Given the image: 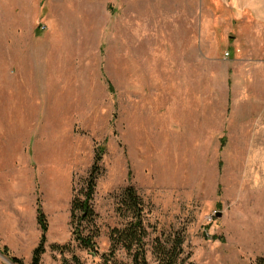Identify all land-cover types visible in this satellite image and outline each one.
<instances>
[{"label":"rangeland","instance_id":"rangeland-1","mask_svg":"<svg viewBox=\"0 0 264 264\" xmlns=\"http://www.w3.org/2000/svg\"><path fill=\"white\" fill-rule=\"evenodd\" d=\"M203 4L0 0V264H30L38 209L41 264H61L51 246L69 242L83 264H101L70 223L98 153L101 252L128 221L133 186L150 264L156 232L177 230L187 262L264 257V62L235 63L228 3Z\"/></svg>","mask_w":264,"mask_h":264},{"label":"trees","instance_id":"trees-1","mask_svg":"<svg viewBox=\"0 0 264 264\" xmlns=\"http://www.w3.org/2000/svg\"><path fill=\"white\" fill-rule=\"evenodd\" d=\"M101 159V153L96 154L89 177L85 179L83 188L71 201L70 223L73 240L90 254L99 256L101 264H150L148 258L150 233L144 218V201L133 186L124 191L122 198L129 215L127 223L110 229V248L106 252L100 251L97 242L100 227L98 213L94 207V195ZM38 222L42 235L39 244L33 250L30 264H41L42 256L46 252L48 222L41 209H38ZM184 244L183 231L156 232L151 247L156 264H195L192 261L187 262L189 255L185 252ZM51 247L64 255L61 264H83L81 257L71 249L70 242L64 245L53 244ZM66 253H71V256L66 257ZM13 260L23 264V261L15 256ZM253 264H264V257L258 258Z\"/></svg>","mask_w":264,"mask_h":264},{"label":"crops","instance_id":"crops-1","mask_svg":"<svg viewBox=\"0 0 264 264\" xmlns=\"http://www.w3.org/2000/svg\"><path fill=\"white\" fill-rule=\"evenodd\" d=\"M219 1L221 3L226 1L230 13L232 12V20L229 22L237 37L231 44L234 46L230 47L232 59L237 64L243 62L251 67L258 62H264V55L262 54L264 46V0ZM203 7L202 0V5L197 6V12L203 13Z\"/></svg>","mask_w":264,"mask_h":264},{"label":"bare ground","instance_id":"bare-ground-1","mask_svg":"<svg viewBox=\"0 0 264 264\" xmlns=\"http://www.w3.org/2000/svg\"><path fill=\"white\" fill-rule=\"evenodd\" d=\"M27 2V1H26Z\"/></svg>","mask_w":264,"mask_h":264}]
</instances>
